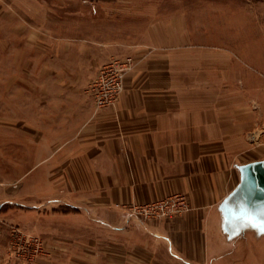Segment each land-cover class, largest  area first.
I'll list each match as a JSON object with an SVG mask.
<instances>
[{
    "label": "crops",
    "instance_id": "1",
    "mask_svg": "<svg viewBox=\"0 0 264 264\" xmlns=\"http://www.w3.org/2000/svg\"><path fill=\"white\" fill-rule=\"evenodd\" d=\"M234 2L210 0V6ZM244 4L260 10L250 23L255 31L244 27V58L232 47H186L183 33L170 42L160 26L155 41L146 33L130 35L140 39L128 50L138 63L114 107L97 111L81 87L65 96L63 110L60 104L50 110L48 145L60 154L49 167H63V175L24 173L16 195L25 207L41 208L59 205L58 190L64 188L65 206L52 212L20 208L15 222L46 231L68 247H88L92 238L65 231L96 230L93 245L104 247V231L116 229L130 204L184 194L189 203L184 211L125 229L130 264H204L218 247H229L240 222L244 230L256 225L263 233L261 221L245 215L230 224L222 207L241 182L240 165L264 159L244 161L246 152L264 154V0ZM186 51L196 54L187 70ZM257 130L258 138L250 139ZM43 218L48 228L40 226ZM9 260L0 248V264H12Z\"/></svg>",
    "mask_w": 264,
    "mask_h": 264
},
{
    "label": "rangeland",
    "instance_id": "2",
    "mask_svg": "<svg viewBox=\"0 0 264 264\" xmlns=\"http://www.w3.org/2000/svg\"><path fill=\"white\" fill-rule=\"evenodd\" d=\"M227 1H235V5L214 7L210 0H0V229L5 230L0 233V248L12 264H130L127 230L143 228L145 222L165 219L189 206L184 194L132 203L116 229L104 231V247L93 245L96 230L65 231L66 235L92 238L88 247H68L66 241H56L46 231L15 222L20 208L52 212L56 206H65L64 188L58 190L59 205L34 208L17 201L24 173L54 179L63 175V167H49L50 160L60 154L48 145L49 111L58 104L63 110L65 96L79 93L81 87L93 97L97 111L114 107L126 89L128 73L138 63L128 50L140 39L130 35L146 33L155 41L160 26L167 30L170 42L183 33L188 36L186 47H232L234 52L243 51L244 58V27L247 24L252 30L260 10L244 0L241 6L236 4L240 0ZM181 24L184 27L179 29ZM195 56L186 51V70ZM234 57L244 63L239 55ZM130 58L132 63L123 75L124 89L114 104L98 108L96 94L105 88L95 87L97 80ZM259 132L248 137L257 139ZM262 157L261 151L244 153V161ZM28 219L33 221L31 216ZM40 220V226L48 228L46 218ZM240 223V229L231 234L229 247H218V254L204 264H264V232H257L256 225L244 230Z\"/></svg>",
    "mask_w": 264,
    "mask_h": 264
},
{
    "label": "water",
    "instance_id": "3",
    "mask_svg": "<svg viewBox=\"0 0 264 264\" xmlns=\"http://www.w3.org/2000/svg\"><path fill=\"white\" fill-rule=\"evenodd\" d=\"M241 182L222 207L230 224L240 215L264 221V159L240 165Z\"/></svg>",
    "mask_w": 264,
    "mask_h": 264
},
{
    "label": "built area",
    "instance_id": "4",
    "mask_svg": "<svg viewBox=\"0 0 264 264\" xmlns=\"http://www.w3.org/2000/svg\"><path fill=\"white\" fill-rule=\"evenodd\" d=\"M132 59L124 63H117L115 70L113 69L110 74H102L97 80L98 84L95 87H104L105 89L96 94V104L98 108L110 106L115 103L116 97L124 89L123 75L131 64ZM183 197V196H177Z\"/></svg>",
    "mask_w": 264,
    "mask_h": 264
},
{
    "label": "snow or ice",
    "instance_id": "5",
    "mask_svg": "<svg viewBox=\"0 0 264 264\" xmlns=\"http://www.w3.org/2000/svg\"><path fill=\"white\" fill-rule=\"evenodd\" d=\"M258 226L264 228V221H261Z\"/></svg>",
    "mask_w": 264,
    "mask_h": 264
}]
</instances>
